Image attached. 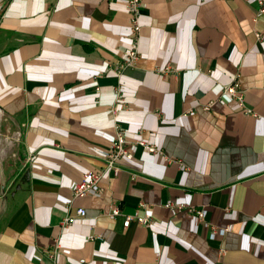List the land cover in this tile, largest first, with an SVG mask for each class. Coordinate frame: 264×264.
I'll use <instances>...</instances> for the list:
<instances>
[{"label":"crops","instance_id":"0c3cea01","mask_svg":"<svg viewBox=\"0 0 264 264\" xmlns=\"http://www.w3.org/2000/svg\"><path fill=\"white\" fill-rule=\"evenodd\" d=\"M140 1L139 59L121 74L125 0L3 3L0 116L13 136L0 143V264H264L260 0ZM235 78L256 117L223 93ZM114 119L128 151L117 175L104 160ZM6 145L18 160L3 157ZM88 169L101 173V194L74 196ZM113 205L151 221L124 227ZM80 206L85 215L63 225Z\"/></svg>","mask_w":264,"mask_h":264},{"label":"built area","instance_id":"2783aa9c","mask_svg":"<svg viewBox=\"0 0 264 264\" xmlns=\"http://www.w3.org/2000/svg\"><path fill=\"white\" fill-rule=\"evenodd\" d=\"M127 4V9L129 11L130 16V22H129V29L131 30V46L127 48L122 53V56L120 60L116 64L115 70L118 74H121L120 72L124 68L133 67L136 65L139 57L138 52V9L140 6V0H125ZM260 2V10H264V2L261 0ZM255 36L257 39L264 40V31H256ZM173 69L169 65H165L162 68H157L156 71L160 72L162 74L170 73ZM115 88V95L116 98H120V88L119 86L114 87ZM223 93L229 95L230 97L234 98L240 107L241 112L245 114H249L252 116H257L255 112H253L250 108L245 106V98H244V90L241 88V85L239 84L237 78H235L233 81L229 83V85H226L223 87ZM212 102L206 104L204 106L205 109H208ZM112 113H115V110H113ZM114 131L115 135L112 139L109 148H107L104 151V160H106L105 169H108L112 172V174L117 175V173L120 170V165L118 163V158L123 155H128L127 151V140L125 137L124 131H122L119 122L114 119ZM138 144L142 145L145 149H147L149 152L155 153L157 152V148L155 145L147 143L145 140H139ZM82 179L74 186L73 195L74 196H80V195H95L98 196L101 194L102 189L100 188V180H101V173L93 170L88 169V171L84 172ZM164 206L168 209H177V210H185L187 213H191L194 215H197L199 218H204V210L202 208H198L193 205H186L182 202L177 201H169L164 204ZM144 207V204L141 206ZM228 209V208H227ZM86 213L85 208L83 207H77L75 210V213L72 215L68 214L63 218L62 224L67 225L69 223H72L75 221L76 216H84ZM118 215H121L123 217V226L128 227L133 221H135L138 224L141 225H147L151 221V216L149 214H145L143 216L137 215V214H121L120 208L117 205L111 206L110 210L108 211V216L111 218H116ZM212 231L210 232V238H215L217 235H223L226 233V231L229 229L228 226H223L219 228L212 227ZM99 235L91 236V238H95ZM57 252V249L54 251L53 254L50 256L53 257L54 254Z\"/></svg>","mask_w":264,"mask_h":264},{"label":"rangeland","instance_id":"374dc122","mask_svg":"<svg viewBox=\"0 0 264 264\" xmlns=\"http://www.w3.org/2000/svg\"><path fill=\"white\" fill-rule=\"evenodd\" d=\"M4 6V5H3ZM2 6V7H3ZM2 7H0V10L2 9ZM7 121L6 120H4L1 116H0V143H1V141L2 140H7V138L9 137H12L13 135H10V132H8L7 133ZM8 141H13V140H8ZM17 142V141H16ZM19 144V146H20V143H18ZM3 154L5 155V156H3V157H5V158H7V159H10V160H12V158H16L15 160H18L17 159V157H18V155H19V153H21V149H19V148H16L15 149V151L13 150V151H10V149L8 148V145H6L5 146V149H3ZM17 155V156H16ZM19 158V157H18Z\"/></svg>","mask_w":264,"mask_h":264},{"label":"water","instance_id":"95a60500","mask_svg":"<svg viewBox=\"0 0 264 264\" xmlns=\"http://www.w3.org/2000/svg\"><path fill=\"white\" fill-rule=\"evenodd\" d=\"M6 0H0V7L3 6V3L5 2Z\"/></svg>","mask_w":264,"mask_h":264}]
</instances>
